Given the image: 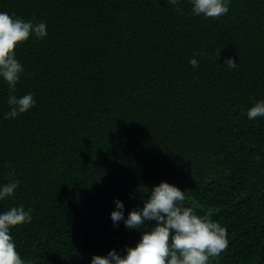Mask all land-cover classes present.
I'll list each match as a JSON object with an SVG mask.
<instances>
[{"label":"trees","instance_id":"obj_1","mask_svg":"<svg viewBox=\"0 0 264 264\" xmlns=\"http://www.w3.org/2000/svg\"><path fill=\"white\" fill-rule=\"evenodd\" d=\"M0 11L48 33L15 49V94L34 108L4 119L0 80V184L20 181L0 211L32 210L11 230L22 258L123 255L146 229L114 226V201L127 217L167 181L227 229L210 264H264V118L246 116L264 99V0H231L219 18L192 15L189 0H0Z\"/></svg>","mask_w":264,"mask_h":264},{"label":"clouds","instance_id":"obj_2","mask_svg":"<svg viewBox=\"0 0 264 264\" xmlns=\"http://www.w3.org/2000/svg\"><path fill=\"white\" fill-rule=\"evenodd\" d=\"M168 3L177 6L181 0H168ZM189 3L192 15L219 18L229 12L231 0H189ZM47 35L45 22L25 20L0 11V80L9 89V110L4 113L6 120L27 113L37 103L32 93L15 94L16 86L25 73L23 63L16 58L15 49L31 37L43 40ZM202 54L194 53L189 59L193 68L200 66L195 57ZM224 65L229 69L238 67L231 57L225 59ZM246 116L249 120L264 118V99L255 101L247 109ZM255 159L259 161L261 157L256 156ZM11 175L15 176V172ZM19 186L17 179L0 184V201L13 197ZM187 199L184 190L161 181L150 189L143 200V207L129 211L127 217L124 203L115 200V210L110 214L114 226L123 221L128 230H146H139L140 240L135 247H126L123 255L113 249L106 256L94 255L90 264H210V260L220 257L229 246L227 229L212 219L210 210L201 215L196 211L200 205L195 202L192 207L185 206ZM32 219V210H25L23 205L0 211V264H30L17 251L11 230L31 223Z\"/></svg>","mask_w":264,"mask_h":264}]
</instances>
